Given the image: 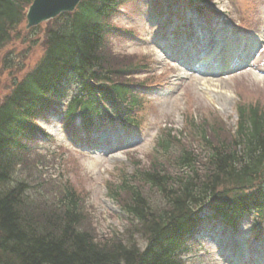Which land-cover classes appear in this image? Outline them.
Returning a JSON list of instances; mask_svg holds the SVG:
<instances>
[{
	"label": "trees",
	"instance_id": "16d2710c",
	"mask_svg": "<svg viewBox=\"0 0 264 264\" xmlns=\"http://www.w3.org/2000/svg\"><path fill=\"white\" fill-rule=\"evenodd\" d=\"M128 1L83 0L73 13L51 20L43 56L14 81L11 94L0 103V264H184L186 237L201 207L209 206L233 221L232 209L243 212L264 206L260 103L238 104V121L229 136L220 135L218 122L192 121L195 135L204 141L200 151L181 147L173 152L180 143L177 136L171 130L160 134L150 165L133 159L132 172L108 182L110 197L142 234L144 245L132 234L124 238L115 231L96 233L85 202L69 180L48 201L37 183L21 174L35 137L39 132L46 135L36 120L61 105L70 84L76 83L79 92L68 113H81L84 126L100 115L98 99L116 103L117 97L123 100L132 94L123 81L114 79L124 69L112 65L106 45L110 21ZM31 2L0 0V52L11 41L38 30L21 28ZM3 61L9 69L14 65L9 52ZM15 148L21 152L14 155ZM171 153L175 156L167 159L173 170L168 172L159 156ZM141 184L161 191L163 205L154 207Z\"/></svg>",
	"mask_w": 264,
	"mask_h": 264
},
{
	"label": "rangeland",
	"instance_id": "374dc122",
	"mask_svg": "<svg viewBox=\"0 0 264 264\" xmlns=\"http://www.w3.org/2000/svg\"><path fill=\"white\" fill-rule=\"evenodd\" d=\"M244 2L245 0H213L212 6L220 11L221 19L226 22L231 19L236 25L241 20L249 19L247 26L251 33H258L257 36L264 40V0H254L249 4L250 7H246L247 4ZM133 5L129 3L124 6L123 9L127 10L125 15L115 19L121 29L127 31L130 29L133 33L130 35L124 32L110 37L112 65L116 68L121 66L123 68L129 63L140 65L146 58L151 65V74L148 76L151 80L153 77V81L149 83L163 82L160 87L143 97L148 106L140 118L142 134L134 137L138 149L136 151L123 149L110 155H103L96 146L87 148L86 142L73 140L63 128H59V114L56 113L50 115L47 120L39 121L52 136L54 134V137L47 142L39 140L40 149L29 155L27 164L21 165L20 172L27 180L30 179L35 185L37 183L38 189L42 191L43 200L48 201L54 199L64 180H69L83 199V203L85 202L84 207L90 213L91 225L96 233L104 235L115 231L124 238L132 234L138 244L144 245L142 234L137 233L131 226L120 205L107 197L106 181L115 183L119 174L130 172L134 166L133 159L140 160L143 166L150 165L154 160V146L161 134L160 129L178 130L185 126L187 118H199L200 121L218 122L223 129L220 135L229 136L228 132L235 130L236 105L239 100L260 103L264 107V48L262 47V51L253 58L249 67L231 73L208 77L201 73H193L188 70V66L171 67L162 59L165 54L154 44L156 32L164 31L168 20H160L158 16L150 15L149 21L144 18V12L148 13L147 7L138 3ZM25 24L24 22L21 27L24 32ZM50 25L51 21L42 23L33 35L11 41L0 52V103L10 95L14 81L21 79L26 72L33 69L43 56L46 49V30ZM208 25L215 28L213 21H208ZM237 31L239 30L236 29L235 32ZM8 52L14 58V65L10 69L3 61ZM142 76L143 74L134 80L138 81ZM114 132L102 127L95 133L111 135ZM188 133L189 130L185 134ZM183 141L192 146V139L187 138V135ZM161 162L166 170L170 172L173 170L167 166V158H162ZM143 191L154 207L163 205V197L157 189L143 186ZM249 222L246 220V224H242L243 228L238 236L227 229L215 230L212 223H205L203 226L206 230L205 235L210 236L203 243H193L190 260L187 257L189 263L228 264L226 250L244 255L251 254L255 259L264 261V242L255 243L252 240L254 232ZM245 244L247 246H244ZM219 248L225 249L223 254L218 253Z\"/></svg>",
	"mask_w": 264,
	"mask_h": 264
},
{
	"label": "water",
	"instance_id": "95a60500",
	"mask_svg": "<svg viewBox=\"0 0 264 264\" xmlns=\"http://www.w3.org/2000/svg\"><path fill=\"white\" fill-rule=\"evenodd\" d=\"M81 0H33L26 14V28L37 26L63 12H72Z\"/></svg>",
	"mask_w": 264,
	"mask_h": 264
},
{
	"label": "bare ground",
	"instance_id": "6f19581e",
	"mask_svg": "<svg viewBox=\"0 0 264 264\" xmlns=\"http://www.w3.org/2000/svg\"><path fill=\"white\" fill-rule=\"evenodd\" d=\"M213 55V54H212ZM207 58H209V57H207ZM206 60V59H205ZM202 63H204V62H202Z\"/></svg>",
	"mask_w": 264,
	"mask_h": 264
}]
</instances>
